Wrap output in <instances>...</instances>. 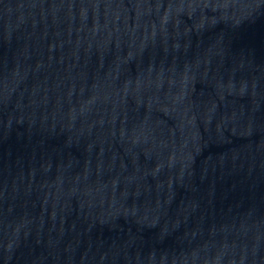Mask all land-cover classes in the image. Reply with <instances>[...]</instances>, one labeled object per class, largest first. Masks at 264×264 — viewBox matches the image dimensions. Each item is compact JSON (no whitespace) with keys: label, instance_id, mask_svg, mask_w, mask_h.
I'll list each match as a JSON object with an SVG mask.
<instances>
[{"label":"water","instance_id":"95a60500","mask_svg":"<svg viewBox=\"0 0 264 264\" xmlns=\"http://www.w3.org/2000/svg\"><path fill=\"white\" fill-rule=\"evenodd\" d=\"M0 264H264V0H0Z\"/></svg>","mask_w":264,"mask_h":264}]
</instances>
